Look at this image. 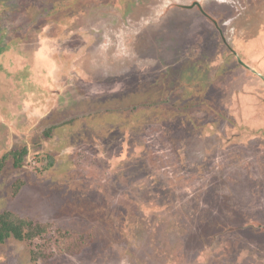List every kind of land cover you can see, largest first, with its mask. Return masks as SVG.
Here are the masks:
<instances>
[{
  "label": "rangeland",
  "instance_id": "rangeland-1",
  "mask_svg": "<svg viewBox=\"0 0 264 264\" xmlns=\"http://www.w3.org/2000/svg\"><path fill=\"white\" fill-rule=\"evenodd\" d=\"M3 157L0 214L74 243L0 264H264V0H0Z\"/></svg>",
  "mask_w": 264,
  "mask_h": 264
},
{
  "label": "trees",
  "instance_id": "trees-1",
  "mask_svg": "<svg viewBox=\"0 0 264 264\" xmlns=\"http://www.w3.org/2000/svg\"><path fill=\"white\" fill-rule=\"evenodd\" d=\"M199 7L197 3L194 4ZM27 153V149L23 148L20 151H10L8 155L12 158V166L15 169H20L23 166V158ZM6 157H3L0 162V170L4 165ZM51 166V164L45 166L47 169ZM19 191V186L14 188V193L17 194ZM52 231L53 236L50 238L55 239V244H57L58 248H62L63 251H73L70 249L71 243H74V239L67 232H63L61 230L55 229L52 230L50 226L46 224H41L39 222H34L31 220H27L19 217L13 212L3 211L0 214V244L4 243L7 239H15L17 241H32L36 238L45 237V235ZM80 250V248H79ZM77 251V250H74ZM32 256H37L36 253H32Z\"/></svg>",
  "mask_w": 264,
  "mask_h": 264
},
{
  "label": "crops",
  "instance_id": "crops-1",
  "mask_svg": "<svg viewBox=\"0 0 264 264\" xmlns=\"http://www.w3.org/2000/svg\"><path fill=\"white\" fill-rule=\"evenodd\" d=\"M197 5L199 6V7H197L198 8V10L201 12V14H203V16L206 18V19H208L209 21H211L215 26L217 25V21H216V19L214 18V17H212L211 16V14H209V12L207 13H205L203 10H202V7H201V5H199L198 3H197Z\"/></svg>",
  "mask_w": 264,
  "mask_h": 264
}]
</instances>
